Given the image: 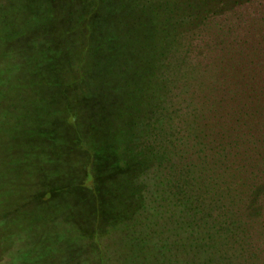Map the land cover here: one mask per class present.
<instances>
[{
  "label": "trees",
  "instance_id": "1",
  "mask_svg": "<svg viewBox=\"0 0 264 264\" xmlns=\"http://www.w3.org/2000/svg\"><path fill=\"white\" fill-rule=\"evenodd\" d=\"M0 99V261L72 195L101 264H264V0H0Z\"/></svg>",
  "mask_w": 264,
  "mask_h": 264
},
{
  "label": "rangeland",
  "instance_id": "2",
  "mask_svg": "<svg viewBox=\"0 0 264 264\" xmlns=\"http://www.w3.org/2000/svg\"><path fill=\"white\" fill-rule=\"evenodd\" d=\"M0 132H5V128ZM53 207L52 204L51 208L43 212L41 218L38 219L32 240L25 248L20 249L24 246V239L22 243L17 241L12 246L13 254L19 251L17 256L26 259L31 252L35 257L32 256L30 264H101L103 248L100 246L92 254H88L86 251L90 245L80 239V233L85 230L86 224L90 227L95 221L87 209L76 204V198L72 195L67 210ZM128 246H131L129 242L113 241L110 247L106 248V252L113 257L117 256L119 261V251L123 252V249ZM0 264H17V261L14 262L9 256H5Z\"/></svg>",
  "mask_w": 264,
  "mask_h": 264
}]
</instances>
